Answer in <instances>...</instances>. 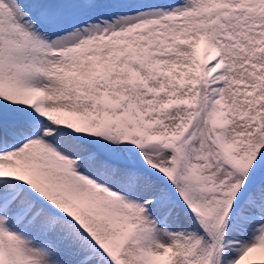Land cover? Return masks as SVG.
Wrapping results in <instances>:
<instances>
[{"label":"snow or ice","instance_id":"obj_1","mask_svg":"<svg viewBox=\"0 0 264 264\" xmlns=\"http://www.w3.org/2000/svg\"><path fill=\"white\" fill-rule=\"evenodd\" d=\"M0 264H264V0H0Z\"/></svg>","mask_w":264,"mask_h":264}]
</instances>
